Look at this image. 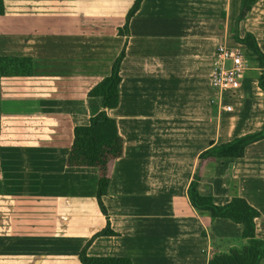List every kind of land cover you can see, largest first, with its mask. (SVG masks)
<instances>
[{
  "label": "crops",
  "instance_id": "crops-1",
  "mask_svg": "<svg viewBox=\"0 0 264 264\" xmlns=\"http://www.w3.org/2000/svg\"><path fill=\"white\" fill-rule=\"evenodd\" d=\"M0 16V55L33 59L29 77L1 79L0 264H81L77 253L105 227L94 167L65 164L75 125L101 109L88 90L110 73L125 44L119 104L107 114L124 138L102 196L110 228L91 256H128L133 264H207L214 252L241 247L243 226L195 210L186 188L198 154L264 124L258 69L246 73L217 108L210 85L214 51L233 45L240 0H18ZM16 2V1H15ZM264 53V0L239 23ZM197 190L219 205L232 196L259 211L264 240V138L240 158H216ZM204 232V234L202 233ZM259 264H264V258Z\"/></svg>",
  "mask_w": 264,
  "mask_h": 264
},
{
  "label": "trees",
  "instance_id": "trees-1",
  "mask_svg": "<svg viewBox=\"0 0 264 264\" xmlns=\"http://www.w3.org/2000/svg\"><path fill=\"white\" fill-rule=\"evenodd\" d=\"M142 0H134L125 15L124 24L118 33H129V21L138 10ZM258 0H240L239 12L236 17L232 37L237 43L244 45L245 56L251 66L258 69L257 86L262 91L264 103V53L260 49L253 33H239V23L244 20L252 6ZM5 1L0 0V16L5 14ZM125 56V44L111 63L110 73L99 80L87 92L88 96L101 98V109L91 115L87 124L75 125L73 140L68 151L65 164L69 167H94L98 172L96 201L101 212L106 216L105 227L95 232L80 248L77 258L81 264H133L128 256H91L87 248L95 237L100 235H117L110 228L107 210L102 196L107 194L110 180L111 163L123 155L124 138L120 135L116 119L107 114L119 104V84L121 82L120 66ZM34 72L33 59L22 55H0V130H1V79L3 77H29ZM264 138V124L260 129L247 131L234 136L231 140L213 144L212 142L197 156L196 167L186 188L189 204L199 212H208L211 219L227 218L242 224L241 237L245 244L241 247H230L227 251L214 252L207 264H259L264 258V240L255 234V218L259 211L245 198L232 196L222 205L213 202L210 196L201 195L197 184L204 165L216 158H240L245 148ZM0 163V194L3 192ZM204 234V232H202Z\"/></svg>",
  "mask_w": 264,
  "mask_h": 264
},
{
  "label": "built area",
  "instance_id": "built-area-1",
  "mask_svg": "<svg viewBox=\"0 0 264 264\" xmlns=\"http://www.w3.org/2000/svg\"><path fill=\"white\" fill-rule=\"evenodd\" d=\"M244 45L217 44L210 72V85L215 92L212 102L222 111L233 109L229 100L242 85L246 73L252 68L247 60Z\"/></svg>",
  "mask_w": 264,
  "mask_h": 264
},
{
  "label": "rangeland",
  "instance_id": "rangeland-1",
  "mask_svg": "<svg viewBox=\"0 0 264 264\" xmlns=\"http://www.w3.org/2000/svg\"><path fill=\"white\" fill-rule=\"evenodd\" d=\"M8 1L11 2V3L8 2V7H18V0H8Z\"/></svg>",
  "mask_w": 264,
  "mask_h": 264
}]
</instances>
